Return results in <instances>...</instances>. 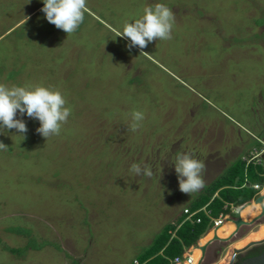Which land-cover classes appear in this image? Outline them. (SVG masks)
<instances>
[{
    "label": "rangeland",
    "instance_id": "obj_1",
    "mask_svg": "<svg viewBox=\"0 0 264 264\" xmlns=\"http://www.w3.org/2000/svg\"><path fill=\"white\" fill-rule=\"evenodd\" d=\"M156 3L174 13L171 39L127 49L113 29ZM42 7L0 0V83L56 89L71 114L46 141L26 115L23 140L0 129V264H130L202 189L179 191L177 153L205 164L207 185L264 139V0H87L69 35ZM262 224L210 245L203 264Z\"/></svg>",
    "mask_w": 264,
    "mask_h": 264
},
{
    "label": "clouds",
    "instance_id": "obj_2",
    "mask_svg": "<svg viewBox=\"0 0 264 264\" xmlns=\"http://www.w3.org/2000/svg\"><path fill=\"white\" fill-rule=\"evenodd\" d=\"M42 3L40 11L47 22L67 35L77 31L83 23L85 12L88 11L87 0H42ZM27 19L28 17H25V22ZM174 21L173 11L165 4L156 3L144 6L142 14L135 20H125L122 30L113 31L116 37L129 41L127 49L137 47L142 50L154 40L171 39ZM140 55L151 56L143 51ZM17 114L38 121L40 126L36 132L46 141L50 136L60 134L62 125L71 114V109L66 106V100L61 92L51 87L41 84L8 86L0 83V129L5 131L14 129L23 140L27 127L22 119L16 118ZM131 117L130 127L135 131L140 126L139 122L144 119V114L141 111H133ZM6 149L7 146L0 142V150ZM171 165L177 174L180 192L189 194L204 186L202 172L205 164L195 159L191 153H177ZM130 170L136 176L153 175L149 165L142 167L138 163H133Z\"/></svg>",
    "mask_w": 264,
    "mask_h": 264
},
{
    "label": "trees",
    "instance_id": "obj_3",
    "mask_svg": "<svg viewBox=\"0 0 264 264\" xmlns=\"http://www.w3.org/2000/svg\"><path fill=\"white\" fill-rule=\"evenodd\" d=\"M251 139L253 143L248 152L239 155L222 173L204 185L181 214L174 221L164 224L130 264H170L174 258L181 256L186 249L196 245L206 235L212 226V219L218 218L220 214L230 213V206L237 208L256 198L258 191L253 185L264 186V161L260 164L253 161L246 164L243 157L253 149H262L264 139L261 134ZM184 210L198 212L192 219L186 220ZM205 211L209 212V215H206ZM196 219H199L198 223ZM11 231L16 234H28L24 229ZM33 244L35 243L32 240L26 248H36ZM263 248L249 251L247 257L260 254ZM243 259L238 258L235 264H239Z\"/></svg>",
    "mask_w": 264,
    "mask_h": 264
},
{
    "label": "water",
    "instance_id": "obj_4",
    "mask_svg": "<svg viewBox=\"0 0 264 264\" xmlns=\"http://www.w3.org/2000/svg\"><path fill=\"white\" fill-rule=\"evenodd\" d=\"M261 158L264 161V154L261 156ZM263 200H264V195H259L253 201H249L243 204L237 211L235 218L227 219V220L232 221L235 225V231L229 237L222 239L214 235L208 242H206L202 246H199V242H197V244L192 247V248H199L201 251V257L199 261L197 262V264H203L207 249L210 245H212L215 242L228 244L239 233L241 228L246 227V226H252L255 223H258L261 219H263L264 218ZM252 203L259 204L261 206V211L259 215H257L254 219L250 221H243L239 213L241 212L243 208H245L248 205H251ZM263 244H264V239L260 241H256V242H250L240 249H236V248L231 249V254L226 264H235L238 261V258L244 256L246 252L256 247L262 246ZM239 264H264V250L257 256L248 257V258L243 259Z\"/></svg>",
    "mask_w": 264,
    "mask_h": 264
},
{
    "label": "bare ground",
    "instance_id": "obj_5",
    "mask_svg": "<svg viewBox=\"0 0 264 264\" xmlns=\"http://www.w3.org/2000/svg\"><path fill=\"white\" fill-rule=\"evenodd\" d=\"M264 195V191H263ZM263 206H264V200H263ZM261 210V207L258 204L252 203L251 205L246 206L243 208L240 212V216L243 221H250L254 219L257 215H259ZM235 231V225L232 221H226L221 224V226L216 230L215 234L219 238H227L229 237L233 232ZM212 238V232L208 233L204 237H202L198 242L199 246L204 245L206 242H208ZM264 239V224L260 225L259 228L255 231L249 232L245 237L235 241L233 245L231 246V249L236 248L240 249L247 245L250 242H256ZM230 249V250H231ZM231 251L226 254L225 257H223L218 263L216 264H224L227 263L229 257H230ZM201 257V251L199 248H195L192 250V258L194 259L193 264H197Z\"/></svg>",
    "mask_w": 264,
    "mask_h": 264
},
{
    "label": "built area",
    "instance_id": "obj_6",
    "mask_svg": "<svg viewBox=\"0 0 264 264\" xmlns=\"http://www.w3.org/2000/svg\"><path fill=\"white\" fill-rule=\"evenodd\" d=\"M264 146V144H263ZM264 154V147L260 150H256V149H253L251 150L247 156L243 157V160L246 161V164L250 163V162H255L256 164H260L262 162V158L261 156ZM253 188L258 191V194L256 197H258L259 195H263L261 194V191L264 190V186H259V185H253ZM254 200V199H253ZM251 200V201H253ZM259 205V204H258ZM242 206V205H241ZM237 207V208H234L232 206H230V213L228 214H220L218 218H215V219H212V226L209 228L208 232L206 233V235L210 232H212V237L215 234L216 230L221 226V224L223 222H226V221H230V220H227L228 218H235L236 217V214H237V211L239 210V208L241 207ZM260 206V205H259ZM261 207V206H260ZM204 210V208L202 209ZM261 211V210H260ZM198 211L196 212H189L188 210H184V214L187 215L186 217V220H190L192 219V216L195 215ZM205 214L206 215H209V212L205 211ZM232 214L235 215L232 216ZM240 215V213H239ZM241 217V216H240ZM196 222L198 223L199 222V219H196ZM216 228V229H215ZM217 236V235H216ZM193 247V246H192ZM188 248L186 249L183 254L179 257H176L174 258L170 264H193L194 263V259L192 258V250L195 249V248Z\"/></svg>",
    "mask_w": 264,
    "mask_h": 264
},
{
    "label": "flooded vegetation",
    "instance_id": "obj_7",
    "mask_svg": "<svg viewBox=\"0 0 264 264\" xmlns=\"http://www.w3.org/2000/svg\"><path fill=\"white\" fill-rule=\"evenodd\" d=\"M263 247H264V244H263L262 246H259V247L254 248V249H259V248L261 249V248H263ZM252 250H253V249H252ZM263 250H264V248L262 249V251H263ZM250 251H251V250H250ZM262 251H261V252H262ZM248 253H249V251L246 252L245 255L242 256V258H244V259H245V258H248V257H247V254H248ZM258 255H259V254H258ZM254 256H257V255H254ZM252 257H253V256H252Z\"/></svg>",
    "mask_w": 264,
    "mask_h": 264
},
{
    "label": "crops",
    "instance_id": "obj_8",
    "mask_svg": "<svg viewBox=\"0 0 264 264\" xmlns=\"http://www.w3.org/2000/svg\"><path fill=\"white\" fill-rule=\"evenodd\" d=\"M264 191V190H263ZM263 191H261V194H263ZM231 214V213H230ZM212 264H216V262L212 263ZM226 264V263H225Z\"/></svg>",
    "mask_w": 264,
    "mask_h": 264
}]
</instances>
